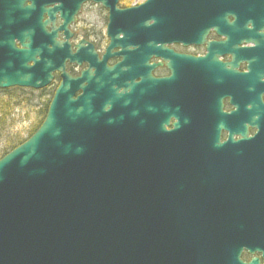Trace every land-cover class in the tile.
Wrapping results in <instances>:
<instances>
[{
    "label": "flooded vegetation",
    "instance_id": "af4514ba",
    "mask_svg": "<svg viewBox=\"0 0 264 264\" xmlns=\"http://www.w3.org/2000/svg\"><path fill=\"white\" fill-rule=\"evenodd\" d=\"M11 1L13 34L25 37L17 49H52V36L72 54L90 52V66L66 62L72 77L90 67V152L119 118L121 160L139 178L199 182L203 205L177 208L201 217L181 222L202 229L183 264H264V19L229 5L174 13L170 0L151 11L148 0H118L116 12L90 0ZM53 74L47 91L61 82Z\"/></svg>",
    "mask_w": 264,
    "mask_h": 264
},
{
    "label": "water",
    "instance_id": "95a60500",
    "mask_svg": "<svg viewBox=\"0 0 264 264\" xmlns=\"http://www.w3.org/2000/svg\"><path fill=\"white\" fill-rule=\"evenodd\" d=\"M160 1L144 7L151 11ZM90 2L117 11L118 0ZM170 5L174 13L202 16L217 13L220 5L239 6L264 19V0ZM16 6L20 13L30 11L23 3ZM12 8L11 0H0V90H42L55 72L61 83L41 127L0 160V264H183L186 247L202 229L181 222L201 217L177 208L203 205L199 182L139 178L138 166L121 160L119 118L106 121L90 152V67L79 77L66 72L67 61L90 66V52L88 58L72 54L52 36V49H17L14 39L24 44L25 37L13 34L12 20L20 14ZM208 230L215 235L216 228Z\"/></svg>",
    "mask_w": 264,
    "mask_h": 264
},
{
    "label": "trees",
    "instance_id": "16d2710c",
    "mask_svg": "<svg viewBox=\"0 0 264 264\" xmlns=\"http://www.w3.org/2000/svg\"><path fill=\"white\" fill-rule=\"evenodd\" d=\"M50 92L47 90L33 91L28 89L13 88L8 90H0V134L5 130L8 116L12 114L13 108L23 106H36L34 113V121L24 137L22 132L14 133L7 138L2 149L0 150V159L10 151L21 145L30 138L42 125L48 112L50 104ZM52 97V95H51Z\"/></svg>",
    "mask_w": 264,
    "mask_h": 264
},
{
    "label": "rangeland",
    "instance_id": "374dc122",
    "mask_svg": "<svg viewBox=\"0 0 264 264\" xmlns=\"http://www.w3.org/2000/svg\"><path fill=\"white\" fill-rule=\"evenodd\" d=\"M139 0H130L128 3H134ZM97 9L93 8L90 10V13H95ZM50 97V95H48ZM36 110V106H23L13 108L12 114L8 116V121L5 130L3 129V133L0 134V150L2 149L4 143L7 138H9L12 134L22 132L24 137L27 136V132L30 129L32 122L34 119V113Z\"/></svg>",
    "mask_w": 264,
    "mask_h": 264
}]
</instances>
